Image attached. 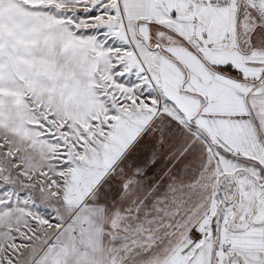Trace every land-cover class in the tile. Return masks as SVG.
Listing matches in <instances>:
<instances>
[{"label":"snow or ice","instance_id":"snow-or-ice-1","mask_svg":"<svg viewBox=\"0 0 264 264\" xmlns=\"http://www.w3.org/2000/svg\"><path fill=\"white\" fill-rule=\"evenodd\" d=\"M0 264H264V0H0Z\"/></svg>","mask_w":264,"mask_h":264}]
</instances>
